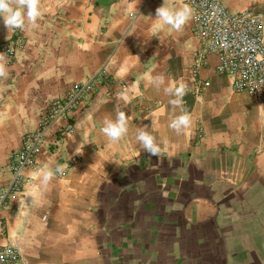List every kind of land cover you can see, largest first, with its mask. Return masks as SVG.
I'll return each instance as SVG.
<instances>
[{
	"label": "crops",
	"instance_id": "obj_1",
	"mask_svg": "<svg viewBox=\"0 0 264 264\" xmlns=\"http://www.w3.org/2000/svg\"><path fill=\"white\" fill-rule=\"evenodd\" d=\"M221 2L264 12V0ZM162 3L40 0L35 25L7 30L0 19V42L16 44L0 78V186L11 179L9 152L48 104L100 73L86 100L50 123L35 166L0 212V242L26 264H264V96L234 90L214 54L192 76L191 19L180 31L160 26ZM156 75L188 84L192 124L180 134L169 128L180 109L151 84ZM196 82L205 85L195 92ZM117 110L129 130L110 141L101 128ZM145 125L159 157L135 139ZM42 168L54 172L47 184Z\"/></svg>",
	"mask_w": 264,
	"mask_h": 264
},
{
	"label": "built area",
	"instance_id": "obj_2",
	"mask_svg": "<svg viewBox=\"0 0 264 264\" xmlns=\"http://www.w3.org/2000/svg\"><path fill=\"white\" fill-rule=\"evenodd\" d=\"M192 10L191 29L199 46L193 52L196 57L191 74L195 75L207 54L217 58V72L231 77L234 90L247 92L256 100L264 96V12L244 9L232 11L221 0H183ZM16 44L0 42V51L5 62L14 58ZM100 73L72 84L64 94L52 100L40 117L36 131L25 134L20 146L9 152L8 166L11 179L0 186V212L10 196L22 188L23 171L35 166L41 151L44 135L50 123L68 114L83 103L92 92ZM205 82H196L194 91H199ZM71 131V128H68ZM0 264H26L18 249L0 242Z\"/></svg>",
	"mask_w": 264,
	"mask_h": 264
},
{
	"label": "clouds",
	"instance_id": "obj_3",
	"mask_svg": "<svg viewBox=\"0 0 264 264\" xmlns=\"http://www.w3.org/2000/svg\"><path fill=\"white\" fill-rule=\"evenodd\" d=\"M40 0H0V19L7 30H23L27 23L35 25L41 16L39 9ZM193 10L185 4L179 9L168 7V0H163L162 5L155 10L156 18L161 22L160 26L168 25L174 30L180 31L186 23L192 18ZM153 35H156L155 33ZM7 67L5 58L0 55V78H6ZM151 84L157 89L162 88L165 95L169 96V104L173 108L180 109V114L173 116L169 123V128L180 134L183 130L189 128L192 124V118L183 108V97L187 94L188 84L183 81L169 82L164 75L152 77ZM127 103V96L121 94L119 97ZM154 119L153 117H151ZM128 117L123 110H117L115 119L105 118L101 132L110 141H119L128 133ZM148 126L137 129L135 139L144 152L150 156L159 157L161 147L156 138L147 130ZM82 154V152L78 153ZM56 171L63 172V166H58ZM38 175L42 177V182L47 184L54 176L52 169H40Z\"/></svg>",
	"mask_w": 264,
	"mask_h": 264
},
{
	"label": "rangeland",
	"instance_id": "obj_4",
	"mask_svg": "<svg viewBox=\"0 0 264 264\" xmlns=\"http://www.w3.org/2000/svg\"><path fill=\"white\" fill-rule=\"evenodd\" d=\"M229 1H233V0H229ZM261 4V6H263L264 7V3H260ZM256 8V6L254 5V6H252V7H247L246 9H255ZM257 9V8H256ZM46 112V111H45ZM40 119V118H39ZM38 124H39V121H38ZM38 124H37V128H38ZM37 128L34 130V131H36L37 130ZM33 131V132H34Z\"/></svg>",
	"mask_w": 264,
	"mask_h": 264
}]
</instances>
